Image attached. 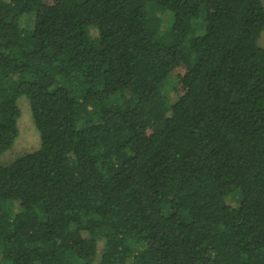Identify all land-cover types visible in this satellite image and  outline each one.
Listing matches in <instances>:
<instances>
[{
    "label": "trees",
    "instance_id": "trees-1",
    "mask_svg": "<svg viewBox=\"0 0 264 264\" xmlns=\"http://www.w3.org/2000/svg\"><path fill=\"white\" fill-rule=\"evenodd\" d=\"M263 31V0H0V156L21 97L41 139L0 165V264H264Z\"/></svg>",
    "mask_w": 264,
    "mask_h": 264
},
{
    "label": "rangeland",
    "instance_id": "rangeland-1",
    "mask_svg": "<svg viewBox=\"0 0 264 264\" xmlns=\"http://www.w3.org/2000/svg\"><path fill=\"white\" fill-rule=\"evenodd\" d=\"M263 5H264V0H263ZM171 21H172V15L166 14L163 20V27L165 28L166 26H168V24ZM25 24L27 25L26 21L23 23V25ZM90 31L93 36L97 35L95 29L92 28L90 29ZM259 45L264 48V31L262 32L261 37L259 39ZM170 80L171 82H173L172 78ZM168 94L170 99L174 101L175 100L174 93L171 90H169ZM18 105L21 109V117L18 122L19 136L16 139L12 149L8 150L7 152H5L3 155L0 156V165H7L11 163L14 159H16L17 156L37 150L41 144L40 134L35 127L29 101L27 100V98L21 97L18 100ZM227 203L229 205L236 206L238 204V197L237 196L229 197L227 199ZM102 248L103 247L100 246V253L102 251Z\"/></svg>",
    "mask_w": 264,
    "mask_h": 264
}]
</instances>
